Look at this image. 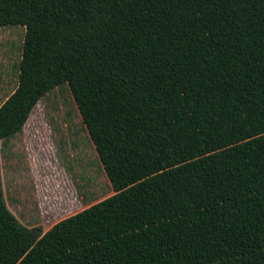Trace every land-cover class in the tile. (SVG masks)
<instances>
[{"label":"trees","instance_id":"obj_1","mask_svg":"<svg viewBox=\"0 0 264 264\" xmlns=\"http://www.w3.org/2000/svg\"><path fill=\"white\" fill-rule=\"evenodd\" d=\"M13 27L0 142L21 134L41 224L7 208L0 160V264H264V0H0ZM59 86L112 189L85 209Z\"/></svg>","mask_w":264,"mask_h":264},{"label":"rangeland","instance_id":"obj_2","mask_svg":"<svg viewBox=\"0 0 264 264\" xmlns=\"http://www.w3.org/2000/svg\"><path fill=\"white\" fill-rule=\"evenodd\" d=\"M23 35L22 28H0V104L16 87ZM44 108L53 134L64 151L82 208L110 197L111 186L88 140L67 87L59 86L51 90L44 98ZM0 160L7 208L23 226L38 227L41 218L20 133L0 142Z\"/></svg>","mask_w":264,"mask_h":264},{"label":"crops","instance_id":"obj_3","mask_svg":"<svg viewBox=\"0 0 264 264\" xmlns=\"http://www.w3.org/2000/svg\"><path fill=\"white\" fill-rule=\"evenodd\" d=\"M5 100H6V99H5ZM5 100H4V101H5ZM4 101H3V102H4ZM3 102H2V103H3ZM2 103H1V104H2ZM1 104H0V105H1Z\"/></svg>","mask_w":264,"mask_h":264}]
</instances>
